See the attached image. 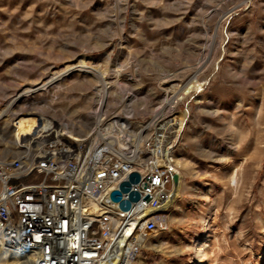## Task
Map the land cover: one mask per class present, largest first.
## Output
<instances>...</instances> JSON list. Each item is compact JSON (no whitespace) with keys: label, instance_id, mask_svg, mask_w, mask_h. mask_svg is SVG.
I'll return each instance as SVG.
<instances>
[{"label":"rangeland","instance_id":"374dc122","mask_svg":"<svg viewBox=\"0 0 264 264\" xmlns=\"http://www.w3.org/2000/svg\"><path fill=\"white\" fill-rule=\"evenodd\" d=\"M26 113L130 154L171 125L181 194L135 264H264V0H0V158Z\"/></svg>","mask_w":264,"mask_h":264},{"label":"built area","instance_id":"2783aa9c","mask_svg":"<svg viewBox=\"0 0 264 264\" xmlns=\"http://www.w3.org/2000/svg\"><path fill=\"white\" fill-rule=\"evenodd\" d=\"M19 117L16 157L0 158V250L20 264H135L144 238L168 230L178 174L163 133L132 156L119 142L72 137L61 120ZM132 173L140 200L123 210L112 194Z\"/></svg>","mask_w":264,"mask_h":264},{"label":"bare ground","instance_id":"6f19581e","mask_svg":"<svg viewBox=\"0 0 264 264\" xmlns=\"http://www.w3.org/2000/svg\"><path fill=\"white\" fill-rule=\"evenodd\" d=\"M86 61L84 59H81L77 64H75L74 66L68 68L65 72V74H73V73H76V72H84L86 70ZM63 74V73H62ZM61 77V75H60ZM63 77V76H62ZM57 85V84H56ZM65 85V84H64ZM204 85V84H203ZM203 85L199 82H193L191 83L185 90V92L187 94L191 93V92H195V91H198L200 89L203 88ZM40 90V89H39ZM43 90V89H42ZM100 99V98H99ZM28 101V100H27ZM26 101V102H27ZM16 102V101H15ZM15 102H12V103H15ZM41 103V102H40ZM39 103V104H40ZM24 104V103H23ZM27 104V103H26ZM32 105V104H31ZM30 105V106H31ZM35 105V104H34ZM29 106V107H30ZM36 106V105H35ZM37 107H39V110H41V112H44L46 109L48 110L50 107L49 106H46V104H41V105H38ZM36 107V109H38ZM33 109V108H32ZM40 112V113H41ZM42 114V113H41ZM29 115H32V114H21L20 115V122L21 124L23 125V123L26 122V119ZM183 120V119H182ZM183 122L184 121H181V120H178V125L175 126L176 128L178 129H181L183 127ZM171 126L170 124L168 126L165 125V128L163 129V135H161V138H160V141L162 142V148L165 150V146H166V141H168V137H167V131L169 130V127ZM3 129V133H2V137L1 139L4 140L5 138H9L10 136L13 137L12 140L10 141V143L12 145H15V135H14V131H13V123L10 124V123H5L4 125V128ZM168 129V130H167ZM121 130V129H120ZM170 132V131H169ZM179 132V131H178ZM109 138V137H108ZM108 141V140H107ZM142 146V145H141ZM141 146L139 145L138 147L136 146V148L132 151V154L129 153L128 151V148H122V150L129 154V155H132V156H137L139 155L140 151H141ZM128 147V146H127ZM7 151V149H5ZM175 163V162H174ZM176 165V164H175ZM176 171H177V176H178V180L176 182V185H175V189H174V194H173V198H172V201L170 203L169 206H166L164 207V209H168L169 207H173L174 206V203L175 201L180 197V179L182 178V175H181V171L179 170V168L176 166ZM146 242V238H144V243ZM206 242L202 243V244H199L196 246L195 248V254H196V264H205L204 263V259L206 258ZM0 264H20V259L14 255H10L8 254L7 252L5 251H1L0 250Z\"/></svg>","mask_w":264,"mask_h":264},{"label":"water","instance_id":"95a60500","mask_svg":"<svg viewBox=\"0 0 264 264\" xmlns=\"http://www.w3.org/2000/svg\"><path fill=\"white\" fill-rule=\"evenodd\" d=\"M178 180V176H175V185ZM140 182V175L138 173H132L129 177V181L123 182L119 191H115L112 194V200L114 202H120L121 209L129 210L132 202H138L140 200V195L137 192L131 191L133 184ZM123 194H129V200H122Z\"/></svg>","mask_w":264,"mask_h":264}]
</instances>
